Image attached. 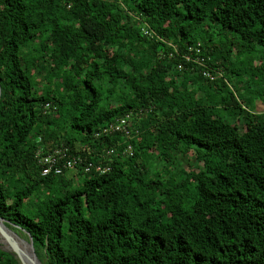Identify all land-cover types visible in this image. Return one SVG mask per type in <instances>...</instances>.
I'll list each match as a JSON object with an SVG mask.
<instances>
[{
  "label": "trees",
  "instance_id": "trees-1",
  "mask_svg": "<svg viewBox=\"0 0 264 264\" xmlns=\"http://www.w3.org/2000/svg\"><path fill=\"white\" fill-rule=\"evenodd\" d=\"M0 218L42 264H264V0H0Z\"/></svg>",
  "mask_w": 264,
  "mask_h": 264
},
{
  "label": "built area",
  "instance_id": "built-area-1",
  "mask_svg": "<svg viewBox=\"0 0 264 264\" xmlns=\"http://www.w3.org/2000/svg\"><path fill=\"white\" fill-rule=\"evenodd\" d=\"M146 32V29L144 30ZM191 50V48H188ZM196 52L199 53L200 49L197 48ZM183 57L187 62H196L201 66H205V61L202 57L199 56H191V54H183ZM181 65H178V68L181 69ZM219 72V71H218ZM220 73V72H219ZM202 74L208 78H214L211 74V71L203 70ZM48 106V104H47ZM130 115H126L118 120L117 124L114 127L110 128V131L119 130L122 132L125 138L132 137V127L130 126ZM106 131V129H104ZM138 132H136V135ZM126 152L131 154V145L128 143L126 147ZM114 154V148H109L104 152V155L110 158ZM38 162L41 166V175L47 176L48 174L60 175L67 171L68 169H76L77 165H81L83 171L90 172L95 171L99 174L104 173L109 169V167H105L102 164H93L84 160V158L80 155H71L69 150L65 146H56L53 149L45 152L38 153Z\"/></svg>",
  "mask_w": 264,
  "mask_h": 264
},
{
  "label": "water",
  "instance_id": "water-1",
  "mask_svg": "<svg viewBox=\"0 0 264 264\" xmlns=\"http://www.w3.org/2000/svg\"><path fill=\"white\" fill-rule=\"evenodd\" d=\"M0 233L2 237L10 242V249L0 247L1 250L11 253L14 258L18 261L19 264H42L39 258L36 256L33 241L31 235L27 234L28 241L20 239L17 234L9 229L5 224L4 220L0 218ZM19 239L21 242H24L28 247L27 250L20 248L16 242Z\"/></svg>",
  "mask_w": 264,
  "mask_h": 264
},
{
  "label": "rangeland",
  "instance_id": "rangeland-1",
  "mask_svg": "<svg viewBox=\"0 0 264 264\" xmlns=\"http://www.w3.org/2000/svg\"><path fill=\"white\" fill-rule=\"evenodd\" d=\"M226 77H228L229 80H230L231 78H234V77H232L230 74H228ZM243 78H245V77H243ZM229 83H230L231 85H232V84L235 85V84H236V80H235V79H231ZM229 83H228V84H229ZM256 105H257V108H258L259 110L262 109V104H261V102L257 101ZM75 171H76V169H68L67 172H66V174H67L68 176H71V175L75 174ZM14 232L17 234V236H18L20 239H22V240H24V241H28V237H27V235H26L24 232H22V231H20V230H17V231H14ZM0 238H2V234H1V233H0ZM1 245H2V242H0V247H1Z\"/></svg>",
  "mask_w": 264,
  "mask_h": 264
},
{
  "label": "bare ground",
  "instance_id": "bare-ground-1",
  "mask_svg": "<svg viewBox=\"0 0 264 264\" xmlns=\"http://www.w3.org/2000/svg\"><path fill=\"white\" fill-rule=\"evenodd\" d=\"M15 240H16V238H15ZM0 242H2L1 247L6 248L8 250L10 249V247H11L10 242H8L5 238H3V237L0 238ZM16 242L20 248H22L23 250H27L28 246L24 242H21V240H19V239H17Z\"/></svg>",
  "mask_w": 264,
  "mask_h": 264
}]
</instances>
